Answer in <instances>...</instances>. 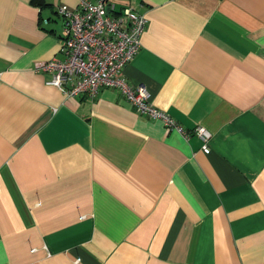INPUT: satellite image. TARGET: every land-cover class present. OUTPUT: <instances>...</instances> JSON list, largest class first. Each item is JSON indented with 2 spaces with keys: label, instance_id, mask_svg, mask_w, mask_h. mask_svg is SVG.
Segmentation results:
<instances>
[{
  "label": "crops",
  "instance_id": "crops-1",
  "mask_svg": "<svg viewBox=\"0 0 264 264\" xmlns=\"http://www.w3.org/2000/svg\"><path fill=\"white\" fill-rule=\"evenodd\" d=\"M149 22L116 88L68 97L57 9L0 0V264H264V0H109Z\"/></svg>",
  "mask_w": 264,
  "mask_h": 264
},
{
  "label": "built area",
  "instance_id": "built-area-1",
  "mask_svg": "<svg viewBox=\"0 0 264 264\" xmlns=\"http://www.w3.org/2000/svg\"><path fill=\"white\" fill-rule=\"evenodd\" d=\"M57 14L63 20L61 51L65 57L36 66L37 71L50 74L49 84L68 97L86 95L90 99L102 88H116L140 114L161 120L187 139L195 132L204 143V152H210L209 130H186L153 105L146 87L133 86L125 77L126 66L141 50L147 16L131 7L119 10L109 0H79L76 8L60 6Z\"/></svg>",
  "mask_w": 264,
  "mask_h": 264
},
{
  "label": "trees",
  "instance_id": "trees-1",
  "mask_svg": "<svg viewBox=\"0 0 264 264\" xmlns=\"http://www.w3.org/2000/svg\"><path fill=\"white\" fill-rule=\"evenodd\" d=\"M36 3H38L39 5H42V0H35Z\"/></svg>",
  "mask_w": 264,
  "mask_h": 264
}]
</instances>
